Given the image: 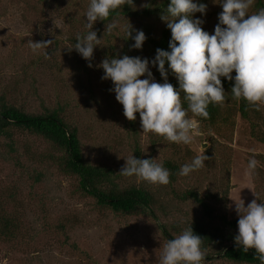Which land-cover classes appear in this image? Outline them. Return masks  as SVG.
I'll use <instances>...</instances> for the list:
<instances>
[{
    "label": "rangeland",
    "instance_id": "1",
    "mask_svg": "<svg viewBox=\"0 0 264 264\" xmlns=\"http://www.w3.org/2000/svg\"><path fill=\"white\" fill-rule=\"evenodd\" d=\"M78 1L0 0V104L5 101L30 113L62 107L64 118L78 128L86 160L113 168L120 188L134 185L149 190L156 217L100 205L80 188L76 174L65 171L60 148L41 135L13 129L12 145L8 138L0 137V205L5 209L0 215L15 216L20 234L11 240L0 239V264H159L163 245L169 240L162 226L176 237L197 220L227 230L235 240L238 227H228L222 220L224 215L239 218L231 198H241L245 206L253 199L264 203V142L253 134L254 128L264 131V108L253 113L257 118L238 114L235 126L222 127L220 134L198 122L192 143L187 144L191 152L185 147L175 151L165 138L142 133L139 113L135 121L125 117L123 105L110 91L113 82L102 79L104 70L99 65L105 58H122L129 47V25L142 30L147 39L142 49L129 47L128 56L154 59L149 27L153 25V32L160 36L166 23L161 14L133 17L120 13L112 18L118 27L106 35V23L112 19L98 20L93 30L99 27L97 36L103 40L94 49L93 67H89V61L75 49L69 50L77 42V34L89 31L86 12L90 0ZM195 2L208 5L206 15L196 13L195 18L204 20L205 31L214 34L223 11L221 0ZM134 4L135 9H142L147 0ZM260 8H264V0H255L250 12ZM30 40L54 43L34 53ZM149 67L158 82L156 67ZM138 147L139 159H156L166 169L164 162L170 160L179 166L178 171L197 155L211 159L187 176L178 172L175 179L168 169L169 184L153 185L119 174L126 158L136 157ZM208 148L210 154L205 152ZM253 156L258 164L249 174ZM190 190L214 209L212 218L194 198L184 196ZM219 250L209 246L206 254L213 256L201 264H249L228 260Z\"/></svg>",
    "mask_w": 264,
    "mask_h": 264
},
{
    "label": "clouds",
    "instance_id": "2",
    "mask_svg": "<svg viewBox=\"0 0 264 264\" xmlns=\"http://www.w3.org/2000/svg\"><path fill=\"white\" fill-rule=\"evenodd\" d=\"M126 4L135 9L134 0H90L86 12L89 31L85 35L77 34V42L69 50L75 49L89 61L88 66L93 67L94 49L101 46L103 40L98 38L93 26L98 20L107 21L111 12ZM219 4L223 11L218 15L214 34H209L202 28L205 21L195 18L196 13L206 15L207 4L195 0H171L161 12V19L172 34L170 51L158 48L151 60L128 55L105 58L99 65L104 70L102 79L113 82L110 91L115 92L117 101L123 105L125 117L135 121L139 113L142 133H154L176 144H191L192 133L198 125L189 112L206 119L210 104L225 105L226 92L221 77L235 81L230 92L232 99L247 101L255 111L264 108V8L251 13L255 0H221ZM117 27L118 21L112 19L106 23L105 33H111ZM127 38L135 41L131 45L134 49H142L147 39L142 30H134L131 25L127 28ZM53 43V40L28 42L34 53ZM150 65L158 67L163 83L155 81ZM168 69L177 78L179 90L168 82ZM234 71L235 76L232 75ZM145 75L147 78L141 79ZM181 93L187 108L182 106ZM209 159L207 155H197L191 163L183 165L178 174L187 176L204 167ZM257 164L255 156L250 158L249 174L256 170ZM119 174L135 176L153 185L170 182L169 170L156 163V159H138L134 155L126 158ZM231 199L235 201L239 216L236 246L244 253L255 249L254 258L264 264V203L253 199L245 206L241 198L239 201ZM191 225L163 245L159 264H201L206 249H202L203 238L194 233Z\"/></svg>",
    "mask_w": 264,
    "mask_h": 264
},
{
    "label": "trees",
    "instance_id": "3",
    "mask_svg": "<svg viewBox=\"0 0 264 264\" xmlns=\"http://www.w3.org/2000/svg\"><path fill=\"white\" fill-rule=\"evenodd\" d=\"M85 1L86 0H79L78 2L83 4ZM170 3L171 0H147V4L151 6L143 7L142 9H133L132 6L126 4L121 6L118 10L111 12L109 19H112L120 13L133 17H146L153 14H161L162 10L166 9ZM202 28L205 30L203 26ZM153 30L154 26L152 25L149 27L148 39L154 54L156 55V49L158 48L170 51L169 42L172 38L171 30L165 25L161 30L160 36L156 35ZM96 31L97 33H101L99 27ZM110 34H112V32H106V35ZM133 35H135L134 32ZM127 42L129 47L135 43V41L130 38H127ZM128 48L123 51L122 57L123 55H128V53H126ZM113 54L115 55V53ZM129 56L131 57L132 55ZM165 67L168 68V65L166 64ZM168 71V82L173 84V86L179 90V82L177 78L172 74L170 69H168ZM156 74L158 82L163 83L164 80L158 71V67H156ZM232 75H236L235 71ZM221 80L226 92L224 107L210 104L207 108L209 117L206 119L203 117L192 116L189 112L190 117L197 118V122H200L201 125L205 126L207 129L213 128L218 131L219 134L222 132V127L230 126L233 128V126H235L238 114L244 118L250 119L253 113L258 112L250 108L247 101L241 99L237 102L232 99L230 92L234 86V80L228 81L224 77H221ZM181 95L182 106L187 108V102L183 101V93H181ZM230 100H232L233 103L229 102ZM62 112L63 108L58 107L52 109L49 108L44 113H30L21 107L3 101L0 104V137L8 138L12 145L13 129L28 130L31 133L43 136L64 152L63 167L65 168V171L76 174L79 177L80 188L88 195L95 197L100 205L110 207L116 212L129 214L145 212L153 217H156L155 211L152 208L154 196L149 190L134 185L126 188H120L118 182H116V171L113 168H109L104 165L92 164L86 160L78 128L69 123L62 115ZM256 116L257 115L252 117L254 118ZM256 125L257 124L255 123V126ZM253 130V134L256 138L264 142V131L256 128ZM170 143L171 148H174L175 151H181L182 147H185L188 152L190 151L188 145L176 144L174 142ZM11 147L13 148V146ZM205 152L210 154L211 149L208 148ZM140 156L141 148L138 147L136 149V158L139 159ZM164 165L171 171V178L175 179L177 173L179 172V166L170 160L165 161ZM184 196H190L199 202L208 217L212 218L214 216V209L199 195L198 192L190 190ZM0 211L5 212L4 206L0 205ZM238 219L239 218L228 219L226 215L222 216L223 223L232 228L238 227ZM191 224L190 225L192 226L194 233L203 238L202 249H207L211 245L218 246L220 248L218 254L228 260L237 263L260 264L259 260L254 258L256 255L255 249H250L247 253H244L242 248H238L236 246L235 240L227 230L222 229L219 226L213 227L209 222L200 220L194 221ZM162 228L164 235L168 239L175 238L171 235L166 226H162ZM19 234L20 224H18L16 217L8 215L7 213L1 214L0 239L6 241L11 240ZM212 256L213 255L206 254L203 260H211Z\"/></svg>",
    "mask_w": 264,
    "mask_h": 264
},
{
    "label": "built area",
    "instance_id": "4",
    "mask_svg": "<svg viewBox=\"0 0 264 264\" xmlns=\"http://www.w3.org/2000/svg\"><path fill=\"white\" fill-rule=\"evenodd\" d=\"M197 125H198V122H197Z\"/></svg>",
    "mask_w": 264,
    "mask_h": 264
}]
</instances>
